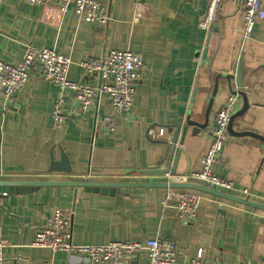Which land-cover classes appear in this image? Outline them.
Instances as JSON below:
<instances>
[{
    "label": "crops",
    "instance_id": "obj_1",
    "mask_svg": "<svg viewBox=\"0 0 264 264\" xmlns=\"http://www.w3.org/2000/svg\"><path fill=\"white\" fill-rule=\"evenodd\" d=\"M59 1L37 7L23 0H0V61L18 65L27 46L49 48L71 58V81L98 88L99 78L88 76L82 68L87 58H103L112 50L139 53L144 70L136 84L135 102L130 113L118 119L114 134L99 132L94 138L96 112L83 116L74 104L69 106V121L55 125L52 113L59 91L36 73L11 101L0 92V181L166 183L168 173L144 171L172 172L177 148L170 145L172 128L189 115L203 122L218 80L210 125L196 136L189 127L176 165L177 175L200 172L215 116L231 94L224 76L231 75L239 99L237 112L245 104L240 92L248 105L233 120L213 171L240 188H250L249 201L264 205L260 199L264 196V142L237 135L250 132L264 138V20L250 38H244L242 2L224 0L207 35L199 28L206 10L204 0H142L148 10L138 21L133 17L137 0H100L109 10L110 21L97 26L73 13L61 19L56 12ZM240 60L242 89L234 73ZM98 113L113 114L104 96ZM150 130L159 135L150 137ZM61 150L69 158L70 174L50 172L51 160L59 161ZM7 190L0 187L4 264L77 261L66 252L33 245L37 228L56 209L71 215L75 245L172 239L180 252L178 264H189L199 249L218 264H264V211L209 193L173 189L201 197L197 220L185 224L174 208H163V187L123 188L115 196L72 187H42L13 195H7ZM132 264H148V259L141 255Z\"/></svg>",
    "mask_w": 264,
    "mask_h": 264
},
{
    "label": "built area",
    "instance_id": "obj_2",
    "mask_svg": "<svg viewBox=\"0 0 264 264\" xmlns=\"http://www.w3.org/2000/svg\"><path fill=\"white\" fill-rule=\"evenodd\" d=\"M23 1L31 6L45 7L52 0ZM204 1L206 10L199 28L209 35L224 0ZM238 1L242 2L244 12V38H250L255 26L264 20V0ZM133 7V17L136 21L140 20L148 10L142 0H137ZM56 12L61 19L73 13L80 20L97 26L107 25L110 21L109 10L100 0H60L56 6ZM71 64L72 60L69 56L59 55L49 48L29 45L20 64L12 65L0 61V92L6 101H11L27 85L31 75L36 73L59 91L52 113L56 126L60 127L69 121V106L74 104L77 112L83 116L96 112L94 138L99 132L114 134L118 119L128 115L134 105L136 84L144 70L142 55L131 51L112 50L103 58H87L82 63V68L88 76L99 78L98 88L71 81L68 78ZM103 96L108 100L113 114L98 113L99 101ZM238 106L237 95L231 93L217 111L214 127L209 136L210 145L201 159V171L185 175L168 173L165 177L167 184H202L210 189L251 200L253 191L250 188H240L237 183L220 178L213 171L229 138L228 127ZM148 135L154 138L159 133L156 134L155 131L150 130ZM260 199L264 203V196ZM200 202L201 197L197 194L167 188L162 206L164 209L174 208L181 222L192 224L198 218ZM33 245L52 252H66L77 258V261L71 264H132L134 259L141 255L147 257L148 264H178L177 258L180 254L177 242L172 239L155 238L144 242L75 245L71 215L61 209L54 210L44 224L37 228ZM5 247L6 245L0 242V264L5 262ZM189 264L218 263L210 259L205 250L199 249ZM237 264L250 263L241 261Z\"/></svg>",
    "mask_w": 264,
    "mask_h": 264
},
{
    "label": "water",
    "instance_id": "obj_3",
    "mask_svg": "<svg viewBox=\"0 0 264 264\" xmlns=\"http://www.w3.org/2000/svg\"><path fill=\"white\" fill-rule=\"evenodd\" d=\"M206 54H207V52H205V54L203 56V61L206 60ZM234 73L236 75V77H235L236 85L238 88L242 89L244 87V84H243V65H242L241 60L238 63V65L236 66ZM224 78L227 80L228 88H229L230 92L233 94H236L237 91L236 92L233 91V86H232L233 76L225 75ZM218 92H219V83L217 80L215 89L212 93V99H211L209 106H208V109L205 113L203 122L194 120L192 118V116L189 115L183 123H180L176 126H173L172 129H174L175 132L173 134L172 140L170 141V145L171 146H177V148H176V162H175L174 169L171 172L172 175H177L176 174V165H177V162H178V159H179L181 153L184 152L182 145L184 143V140H185V137H186V134L188 132L189 127L193 128V130H192L193 136L199 135L202 131H205L208 129V127L210 125V122H209L210 109H211V106L213 103V99L216 97ZM240 94L245 99V104H244V107L241 111L236 112L233 115L231 122H230V125L228 127L229 132H231L233 120L236 117L242 116L247 109L248 104L246 101V97L241 92H240ZM192 103H194V99L192 100ZM237 135L238 136L254 137V138H257V139L261 140L262 142H264V138H262L258 135H255L254 133L245 132V133H241V134H237ZM1 142H2V132L0 129V174L2 171V168H1ZM50 172L51 173H64V174L72 173V168H71V164L69 162V158L63 150H61V158L59 161H55L54 158L51 160ZM144 173H146V174H166V173H169V171L168 170H146V171H144ZM0 187H6L8 189L7 195L25 194L27 192H32V191L39 189V188H42V187H72L75 189L83 188L87 192L101 193L103 195H110V196H115L123 188H133V187H147V188H156V187L161 188V187H163L166 189L167 188H170V189H192V190H197L200 192L209 193V194H212V195H215V196L227 199V200H231L233 202H236V203H239V204H242L245 206H250L252 208L264 211V205H259V204L250 202L249 200H246V199L245 200L240 199L238 197L226 194L224 192L214 190V189H210V188H207V187L201 186V185H195V184H167V183H163V184H149V183L148 184H135V183H126V182L100 183V182H90V181H77V182L35 181V182H25V181H7V180L3 181V180H1L0 181Z\"/></svg>",
    "mask_w": 264,
    "mask_h": 264
}]
</instances>
